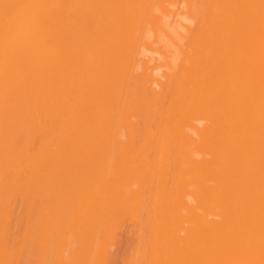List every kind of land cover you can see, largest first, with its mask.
Here are the masks:
<instances>
[{
	"label": "bare ground",
	"instance_id": "bare-ground-1",
	"mask_svg": "<svg viewBox=\"0 0 264 264\" xmlns=\"http://www.w3.org/2000/svg\"><path fill=\"white\" fill-rule=\"evenodd\" d=\"M171 2L0 0V264H264V0Z\"/></svg>",
	"mask_w": 264,
	"mask_h": 264
},
{
	"label": "rangeland",
	"instance_id": "rangeland-1",
	"mask_svg": "<svg viewBox=\"0 0 264 264\" xmlns=\"http://www.w3.org/2000/svg\"><path fill=\"white\" fill-rule=\"evenodd\" d=\"M173 2H171V4H170V6H169V8L168 9H172L171 10V12H173L174 11V13H176V15L178 14V12H179V14H180V12L182 11L183 13L185 12V8H184V0H172ZM172 3H173V5H172ZM183 4V5H182ZM182 5V6H181ZM181 6V7H180ZM183 9V10H182ZM177 11V12H176ZM181 12V13H182ZM173 16H174V14H172ZM172 15L170 16V18H169V21H172L173 19H176L175 21H179L180 20V17L179 16H174V18H171L172 17ZM181 21H183V20H181ZM180 22V21H179ZM180 23H182V22H180ZM182 24H185V25H187V24H189V23H186V22H184L183 21V23ZM190 25V24H189ZM167 30L168 29H166V33L168 34H170L171 33V37L174 39L175 38V40H178L176 37L177 36H175L174 34H173V32L172 31H170V30H168V32H167ZM178 31H180V30H178V29H176V32H178ZM178 33H181V31L180 32H178ZM158 34V37L156 36ZM154 36V38H153V40H150V41H148V44L150 45V47L148 48V50H149V53L147 54H145V55H147L146 56V58H150V56H151V58L150 59H154L155 58V60H158V61H155L156 63H158L159 64V62L160 63H163V65L165 64V60L167 59V60H169L170 58H172V57H170V54L168 55V58H167V56L163 53V51L165 52H167L168 50H169V48H170V50L169 51H172V52H174V45H173V39H172V41H170V39H167V36H166V34L165 33H156V34H152V37ZM157 38H156V37ZM170 36V35H169ZM152 37H151V39H152ZM156 39H159V41L158 40H156ZM156 40V41H155ZM162 40V41H161ZM163 40H164V42H163ZM166 40V41H165ZM151 41H154V43L153 42H151ZM150 42H151V44H150ZM168 43V44H167ZM161 44H163L162 46H158V45H161ZM151 45H152V47L155 49V47H156V49L154 50L153 48L151 49V50H153V51H151L150 50V48H151ZM167 45V46H166ZM170 46V47H169ZM171 46L173 47V48H171ZM160 47H162L161 49H159ZM158 49V50H157ZM164 49V50H163ZM165 49H167V50H165ZM159 50H161V52L165 55H162V53L161 52H159ZM163 50V51H162ZM151 53V55H149ZM154 54H155V56H154ZM167 54V53H166ZM161 55V56H160ZM159 57H160V59H159ZM162 57V58H161ZM170 57V58H169ZM165 60H164V59ZM161 59H162V61H161ZM171 60V59H170ZM151 64H152V62H151ZM165 67H162V68H160L159 70L161 71H157L156 72V76L157 77H160V75H162L163 74V72L165 71ZM158 74H159V76H158ZM154 75H155V73H154ZM161 78V77H160ZM159 78V79H160ZM160 80H162V78L160 79ZM150 185V184H149ZM153 186V185H152ZM151 186V187H152ZM145 188H146V186H145ZM147 189V188H146ZM139 210V209H138ZM138 210H137V212L136 213H138ZM140 212V211H139ZM144 212H146V211H144ZM135 213V216H137L138 214H136ZM141 213V212H140ZM145 214V213H144ZM144 214H142L141 216L143 217V215ZM127 216V215H126ZM125 216V218L123 219V217H122V220H120L121 222H119L120 224H117L116 226H117V228L115 229L114 227V229L112 228L111 229V231H110V233H111V236H112V240L114 241V242H112L111 240H110V246H109V244L107 243L106 245L107 246H109L108 247V249H106V250H108V251H106L107 252V256H106V258L108 259V261H106L107 263L106 264H131V262L133 261L134 262V259H133V254L135 253V251L136 250H139L140 248H139V244L141 243L140 241L142 240V241H144V238L141 236V237H138V234L137 233H142V232H146V221H144V218L146 219V217H144V218H142V220L144 221V223H143V221H142V223H143V226H144V228L142 229V230H140V228H142V227H140V225L142 226V224H140L139 225V223H138V225H139V229H138V227H137V220L135 219V220H133V218L132 219H130L131 218V216L129 215L128 217L129 218H127ZM139 216V215H138ZM141 216H139V218L141 217ZM145 216V215H144ZM141 219V218H140ZM140 219H139V222L141 223V221H140ZM131 220V221H130ZM133 220V221H132ZM123 221V222H122ZM124 221H125V224H123L124 223ZM134 221H136V223L134 222ZM130 224V226H129V224ZM136 225V226H135ZM148 226V225H147ZM131 227V228H130ZM129 228V229H128ZM148 228V227H147ZM126 229V230H125ZM120 230V231H119ZM146 234V233H145ZM113 235H115V236H113ZM128 235V236H127ZM139 236H140V234H139ZM117 237V238H116ZM118 237H119V239H118ZM114 238V239H113ZM122 238V239H121ZM127 238H128V240H127ZM133 238H134V240H133ZM140 239V238H143V239H140V240H138V239ZM124 239V240H123ZM130 239V240H129ZM146 239H147V237H146ZM128 241V243L129 244H131V245H129L126 241ZM139 241V244L137 243ZM134 243L133 244V246H132V243ZM113 243V244H112ZM126 243H127V245H126ZM138 245H137V244ZM143 243V242H142ZM115 245V246H114ZM125 245V246H124ZM143 245V244H142ZM107 246H106V248H107ZM132 246V247H131ZM137 246V247H136ZM122 249H121V248ZM128 247V248H127ZM142 247L143 246H141V250H139V251H137L136 252V254L138 253V254H140L141 253V251H142ZM133 248V249H132ZM123 250V251H122ZM130 250V251H129ZM127 251V252H126ZM131 251H133V252H131ZM125 253H129L128 255L126 254L125 255ZM137 254V255H138ZM130 256V257H129ZM133 256V257H132ZM128 257H129V260H128ZM114 258V259H113ZM131 258V259H130ZM113 261H112V260ZM114 260H116V261H114ZM112 261V262H111ZM115 262V263H114Z\"/></svg>",
	"mask_w": 264,
	"mask_h": 264
}]
</instances>
